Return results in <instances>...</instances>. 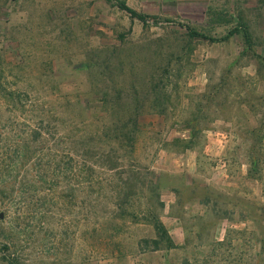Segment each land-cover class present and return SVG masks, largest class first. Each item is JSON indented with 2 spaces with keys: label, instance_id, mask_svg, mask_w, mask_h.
Listing matches in <instances>:
<instances>
[{
  "label": "rangeland",
  "instance_id": "rangeland-1",
  "mask_svg": "<svg viewBox=\"0 0 264 264\" xmlns=\"http://www.w3.org/2000/svg\"><path fill=\"white\" fill-rule=\"evenodd\" d=\"M234 1L251 19L264 54V0H127L163 20L148 26L108 0H0V76L38 116L56 118L59 128L96 127L111 118L99 113L102 107L135 106L140 96L145 112L133 160L162 175L166 207L160 214L177 244L143 251L140 239L155 236L151 225L93 215L83 220L82 199L67 198L62 212H49L44 227L31 215L0 220V264L2 243L17 226L14 241L23 264H264L251 225L217 222L201 203L209 188L223 192L227 202L242 193L264 200V182L245 179L244 163L249 127L264 115V72L257 58L243 53L240 38L194 39L186 53L185 28L165 21L224 34L208 22L207 7ZM228 228H235L232 245L219 246Z\"/></svg>",
  "mask_w": 264,
  "mask_h": 264
},
{
  "label": "trees",
  "instance_id": "trees-1",
  "mask_svg": "<svg viewBox=\"0 0 264 264\" xmlns=\"http://www.w3.org/2000/svg\"><path fill=\"white\" fill-rule=\"evenodd\" d=\"M108 1L145 26L158 25L163 21L156 14L130 6L127 0ZM231 3L230 6L211 3L206 11L208 22L215 29L224 28V34H213L212 29L200 28L181 20L165 21L185 28L190 39L182 47L186 53L193 51L191 40L194 39L223 43L240 38L243 53L257 58L260 63L259 72H264V54L259 51L263 42L259 41L249 16L235 1ZM121 37H124L122 33ZM86 66H89L87 62ZM154 88L155 86L152 90L156 92ZM23 96L7 86L5 77L0 76L1 222L39 217L40 224L44 227L52 209L62 212L63 207L65 208V205L61 206L62 201L70 198L72 203L75 198H81L83 220L89 221L90 215H93L97 221L109 217L131 219L134 223L144 222L151 225L155 236L141 238V250L170 249L177 246L160 214L166 207L161 200L162 175L150 168L144 170L133 160L140 131L139 117L145 112L144 106L139 103L140 96L136 94L138 104L135 106L110 102L99 110V113H110L109 120H103L96 127L92 122L82 128H78L75 123L63 124L59 128L56 118L49 120L38 116L35 106L29 105L28 108L25 102L22 104ZM26 96L27 101H34V98L30 99V93ZM261 99L264 100V95ZM244 102L252 108L256 107L249 99ZM6 108L8 114L5 112ZM27 113L32 114L26 116ZM249 128L251 137L245 145V179L264 182V115L256 125ZM129 154L132 155L128 160ZM214 193L218 196L216 199L213 198ZM224 195L223 192H214L209 188L201 203L211 207L217 222L232 219V222L242 223L244 226L251 225L259 242V254L262 256L264 200L259 197L250 198L242 193L236 202H227ZM222 200L225 202L222 203ZM234 208L238 209V217H234ZM29 215L31 216L28 217ZM20 226L19 224V228ZM97 226L100 224L95 227ZM84 227L87 229V224ZM15 228L12 227V234L6 236L8 241L2 243V259L5 264H23L16 253L14 236L17 235L18 226ZM234 231L235 228H228L224 239L217 244L232 245L231 233Z\"/></svg>",
  "mask_w": 264,
  "mask_h": 264
},
{
  "label": "water",
  "instance_id": "water-1",
  "mask_svg": "<svg viewBox=\"0 0 264 264\" xmlns=\"http://www.w3.org/2000/svg\"><path fill=\"white\" fill-rule=\"evenodd\" d=\"M1 216L3 217V213H1Z\"/></svg>",
  "mask_w": 264,
  "mask_h": 264
}]
</instances>
